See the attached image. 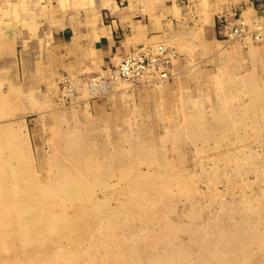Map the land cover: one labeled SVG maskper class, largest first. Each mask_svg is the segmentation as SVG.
Returning <instances> with one entry per match:
<instances>
[{"label": "bare ground", "instance_id": "6f19581e", "mask_svg": "<svg viewBox=\"0 0 264 264\" xmlns=\"http://www.w3.org/2000/svg\"><path fill=\"white\" fill-rule=\"evenodd\" d=\"M30 3V0H8L0 7V22L5 25L15 21L17 24V30L11 31L0 26V57L14 56V60L9 62L0 61V80L5 69L15 64L19 66L18 36L29 37L30 31L24 30L26 25L31 30L37 28L39 17L30 8ZM73 4L72 0H59V7L65 10ZM205 4L206 0H201V5ZM184 10L174 2L172 16L171 12L162 11L154 14L147 23L130 20L132 36L127 41L141 44L125 55H116L121 60L115 68L111 64L102 66L92 56L95 53L93 49L83 50L75 63L65 66L69 74H61L60 80L66 84L61 90L62 97L74 101L78 96L109 95L115 92L117 85L123 88L135 85L162 88L176 75L175 63L179 52L165 41L173 43L185 32L183 25L180 24L181 29L172 25V20L179 18ZM251 10L244 8L239 16L232 13L224 34L234 47L249 46L251 54L255 55L258 45H262L260 47L264 50V11L254 13ZM94 24L96 39L99 40L106 31L102 28L98 33L99 28L96 22ZM199 29L197 32L202 31V26ZM197 32L192 31L195 35ZM156 41L160 42L155 44ZM182 42L180 45H185ZM236 48L232 49L233 53ZM213 49L232 54L226 46L215 44ZM229 58L225 56V61ZM139 60H144L145 66L136 65ZM227 65L226 61L223 64L224 69L228 68L226 73H222L221 67L222 75L218 73L214 79L213 86L218 94L227 82L233 80L232 70L229 71L228 67L230 64ZM86 70L98 71L88 76L80 72ZM46 71L50 72L43 68L37 75L52 81L51 73L49 77L44 75ZM253 81L248 82L251 87ZM38 82L40 79L36 80ZM242 88L244 90L245 87ZM222 98L224 105L233 99H227L225 95ZM240 100L237 124L241 125L236 121H225L219 128L216 123L212 138L203 134L205 127L201 128L199 123L203 117L199 115V119H192L183 101L175 114L178 117L161 114L162 142L177 144L191 140L197 155L206 151V140L216 139L217 134L227 136L234 130L235 139L228 143L227 150L219 156H209L208 164L204 161L205 166L201 165L206 168L204 170L209 165L215 177V180L205 182L206 192L193 185H196L193 175L176 172L178 168L169 153L175 151L182 157L183 151L177 145L170 148L163 144L159 155L156 145L150 146L142 140L133 142L130 138L133 147L123 151L120 158L109 154L107 158H113L102 161L100 149L90 137L76 130L61 133L59 128H53L54 152L46 174H42L31 167L26 166L28 169H25L21 166V163L31 164L29 155L24 152L25 138L22 139L15 127H0V264H264V168L256 164L254 154L257 153L245 138L262 136L264 110H259L249 96L241 95ZM213 127L209 125L210 130ZM239 128L244 130V134L239 135ZM220 163L230 166L232 171L228 174L222 164L219 166ZM251 174L256 175L258 184L254 192V182L248 177ZM223 177L227 179L224 182L225 193L218 187ZM100 189H105L102 197L99 196ZM200 197H208L207 203L198 201ZM171 199H186L191 203L177 220L171 218L173 207L156 206L163 202L167 204L173 201Z\"/></svg>", "mask_w": 264, "mask_h": 264}, {"label": "rangeland", "instance_id": "374dc122", "mask_svg": "<svg viewBox=\"0 0 264 264\" xmlns=\"http://www.w3.org/2000/svg\"><path fill=\"white\" fill-rule=\"evenodd\" d=\"M5 1L7 3L8 0ZM10 1L16 2V0ZM72 1L74 2L73 6L68 7L67 11L61 10V7H59L57 3H52V24L51 28H49V33L50 35L52 33V38H57L56 40L58 44L60 43L59 37H62L63 32L70 34V32H73V28H78L79 30L84 28L86 30V28H88L87 26H89L88 6H79L80 0ZM149 1H153L156 8L153 13L148 12L143 6L145 3H141L139 0L135 3L131 2V0H125V2H122L123 4H119V7L121 9L126 8L127 11H130L128 6L131 3L134 4L132 6L134 13L131 14L136 15L138 20H143L145 17H147L148 20H150V18L152 19L154 14L160 12L161 7L165 5H173L174 1L179 4V7H183V9H185L179 18H174L172 20L174 21L172 25L175 27L179 26L181 29L180 26L183 25L185 32L183 35L181 34L174 39L176 41H173V43L165 41L168 42L167 44L171 46L173 45L172 47L176 48L179 52V58L175 63V74L178 75H175L169 81L164 83L162 88L161 86H159L158 89L157 87L153 88L146 86L143 88V85H135L134 87L124 86L123 88V86L117 85L118 88L116 86L114 89L115 92L109 95L106 94L101 96L100 93L98 95L96 94L97 96L84 95L78 96L79 98L75 99L76 101H71L62 97L61 90L66 86V84L64 81L60 80V77L66 73L69 74V72L65 70V66L77 61L78 58L75 59V55H69L67 58H61L60 55L53 57L55 58V62L52 64V81H49L50 78L46 80L43 75H40V77L37 73H29L28 71L30 68L23 66L21 61H18L19 66H16L15 64L13 67L10 66L5 69V73H2L0 80L2 81L0 82V127L4 129L8 127H15L14 130L21 134L22 139L25 138L23 140L27 143L24 146V152L29 155L28 162H31V164L29 163L30 165H27L21 163L23 168L26 166L31 167L35 172L37 171L38 173L46 174L50 158L52 159L51 156L54 152L52 146L55 141L54 134L52 133L54 132L53 128H59L61 133L76 130L78 133H84L90 137V139L98 145L102 161H104V159H112V156L107 158V155L109 154H113L114 157L120 158L123 151H127L130 147H133V144L131 146L132 142L130 138L133 142L134 140H142L146 144H151L150 146H153L154 144L159 148H157L158 152L163 150L161 146L165 143L170 148H173V145H177L183 151L182 157L175 154V151H173L172 154L169 153V156L174 159L176 165L175 167L178 168L176 172L183 173L185 175H193L196 179V185H193L201 187L200 191L202 190L206 192L207 185L205 182L215 180V177L213 170L210 169L209 165L207 170H204L206 168H202L201 165L205 166L204 161L208 164L209 156H219L227 150L226 148L228 143L230 141H234L235 139L233 134L234 130L232 129L231 132L229 131L230 134L227 136L221 134L218 136L217 134L216 139L206 140L204 145L206 151L202 153L203 155H197V152L195 151L196 146L191 140L180 141L177 144H172L170 141L165 143L162 142L161 136L163 135V119H161V114H169L173 115V117H178L179 115L175 116V114L178 113L177 110L179 105L185 102L184 106L187 108V111L191 115L192 119H199V115L203 117V119H200L201 122H199L201 123V128L205 127L203 134L212 138V130L216 131L214 128L217 127V124L220 125L219 128L222 127L225 121H236L237 124L240 118L238 107L241 104V95L249 96L250 99L256 102L259 110H264V83L262 84V81L264 82V50L260 47L262 45H258V51L255 52V55H252L250 52L251 47L238 46L236 48L233 43L226 39V35L224 34V30L226 29L231 16H233L232 13L239 16L240 13L243 14L242 10L244 8H251V11L254 13L264 11V0H206V4L203 6L201 5V0H160V4H158V0ZM169 12H171L170 15L172 16V11L169 10ZM192 12L193 14H191ZM103 16L105 23L108 24L109 21H112L107 14H103ZM38 21V30L44 23L49 22L48 19L43 17L39 18ZM16 25L15 21H11L10 24L5 23V25L3 22H0V26H5L6 29H9L10 31L12 29L17 30ZM200 25L202 26V31L204 30V33L202 31V33L199 31V33L197 32V30H200ZM9 26L13 27L7 28ZM66 26L69 28L70 32L66 29ZM29 29L30 28L26 25L24 30L31 31V29ZM33 31L35 30L33 29ZM192 31L197 32L198 37L193 34ZM202 34H205L204 37ZM28 38L29 37H25L23 35L18 36V39H22L24 41L28 40ZM181 40L185 41L182 42ZM179 41L185 43V45L182 43V45H180ZM54 42L55 41L53 39L52 46H54ZM159 42L160 41H156L154 43L156 44ZM176 42L179 43H177V45L180 47L176 45ZM215 44H218V46L220 45V47L226 46L229 51L231 50L232 54L230 55V52H228L229 54L223 53V51L220 53V49L219 51L214 50L213 47H215ZM32 47V53H40L42 50L41 44H35ZM235 48L237 50L233 53L232 49ZM97 54L98 53H92V56L98 59ZM223 54L226 58H229L228 55L231 56V59H226V61L228 65L230 64V66H227L229 67V71L232 70L231 77L235 80L230 81L231 83L227 82V86L225 84L223 88L224 90L222 89L221 93L218 94L213 86L214 79L218 73L222 75L225 70H228L225 66V69L223 68V64H226L225 56ZM188 55H190V57ZM113 59L114 60L109 64L115 68L117 66V62H120L121 59L116 58V56ZM101 64L102 66L107 65L104 64L103 61H101ZM221 67L223 68L222 73L220 69ZM44 68H46V70H50L51 72L50 67ZM96 71L90 70L91 73L89 70H86V72H80L86 73V76H88L97 73ZM23 72L29 74L26 76ZM50 72L46 71L44 75L49 77ZM32 79H34L35 82H31ZM37 79H40L41 82L36 83ZM251 79L254 80L252 87L250 86V83H248ZM241 81L243 84H241ZM242 85L245 87L244 90ZM228 86L229 88H227ZM15 88L20 90L17 91L18 89L16 90ZM238 89L241 91H238ZM125 91H127V93H125ZM246 91L249 94L245 93ZM222 95H225L227 99L230 97L233 99L229 104L226 103L224 105ZM3 96L4 98L1 99ZM80 100L81 102H79ZM86 105L88 106L86 107ZM212 108H214V110ZM75 116L78 118L75 119ZM262 124L264 125V122H262ZM262 124L261 127L263 126ZM76 125H81V127ZM209 125H213L214 127L210 130ZM237 125H241V123ZM239 131V135L244 134V130L242 128H239ZM216 133H218V131ZM260 133L262 135L260 138H254V136H246L245 138L246 142L251 144V147H254L253 150L257 153L254 154V160L257 161L256 164H259L263 169L264 128H261ZM255 142H259V144H256ZM189 146H191V151H189ZM170 152H172L171 149ZM159 155H161V152ZM221 164L222 168H224L225 172L228 174L232 171L230 166L223 163H220L219 166ZM27 167L25 169H28ZM248 177H250L249 179L254 182V192L257 190L258 186L255 182L256 175L251 174L248 175ZM222 179L218 182V187L223 193H225L227 190L224 182H226L227 179L224 177ZM99 191V196L102 197L103 195H101V193L104 192L105 189H100ZM207 199L208 197H200L197 200L207 203ZM156 206H161L162 208H166V206L173 207V210H170L171 218H173V220H177L180 218L182 211L191 206V203L186 199H177L176 201L173 200L167 204H164L163 202L162 204H158ZM155 211L161 210L155 209ZM84 233L85 232H82L81 234Z\"/></svg>", "mask_w": 264, "mask_h": 264}, {"label": "crops", "instance_id": "0c3cea01", "mask_svg": "<svg viewBox=\"0 0 264 264\" xmlns=\"http://www.w3.org/2000/svg\"><path fill=\"white\" fill-rule=\"evenodd\" d=\"M17 1L19 0H16V2ZM30 1V8H32L34 12L38 14V17L46 18L49 20V22L44 23L39 30L38 28H36L37 30L34 29L35 31L31 30L28 33V40L24 41L22 39H18V44L16 47V51L18 53L17 59L18 61H21L23 63V66H27L30 68L28 71L29 73L34 72L39 74L44 67H50L52 69V63L55 62V58H53L54 56L57 57L60 55L61 58H67V56L69 55H75V59H77L82 51L87 48H91L95 51V53H98L97 56L99 60H97L100 64L101 61H103L104 64H109L114 60L113 58L116 55H125L132 48L141 44L139 42L128 43L127 41V39L132 36V30L129 26L130 20L138 19L136 18V15L131 14L134 13L132 10V6L134 4L131 3L132 5L130 4L128 6V9H130V11H127L126 8L121 9L119 7V4H123L122 2H125V0H121V2L120 0H80L79 6H88L89 8V26H87L88 28H86V30L84 28H81L80 30L78 28H73V32H70L69 28L66 26V29L69 30L70 34H66L63 32L62 37H59V44L57 43V38H52V33L51 35L49 33V28H51L52 24V3H57V5H59V0ZM139 1L141 3H145L144 5H142L148 12L153 13L156 9L153 1ZM4 2L5 0H0V7ZM131 2L135 3L137 2V0H131ZM157 2L158 4H160V0H158ZM176 4L179 5L178 3ZM165 6L161 7L160 12L156 14H160L162 11H166V13H168L169 10H171L173 7V5ZM61 10L64 11L65 9L61 8ZM103 14H107L110 19H112V21H109L108 24L105 23ZM145 18L143 19L144 21L141 19L138 21H142L143 23H147L148 21H150L147 19V17ZM94 22H96L97 27L99 28L98 33H100V29L102 28L106 31V35H101L99 40L96 39ZM0 32H2V29H0ZM151 34L152 31L150 30L149 35ZM53 39L55 41L54 46H52ZM35 44L42 45V50L40 51V53H32V46ZM127 44L129 45L127 46ZM9 60H14V56L9 55L0 57V61L2 62H9ZM50 73L52 74V72Z\"/></svg>", "mask_w": 264, "mask_h": 264}, {"label": "built area", "instance_id": "2783aa9c", "mask_svg": "<svg viewBox=\"0 0 264 264\" xmlns=\"http://www.w3.org/2000/svg\"><path fill=\"white\" fill-rule=\"evenodd\" d=\"M133 60V59H132ZM137 64H140V65H144L145 66V62H144V60L142 61V60H139V61H136V65ZM122 75H125L124 73H122Z\"/></svg>", "mask_w": 264, "mask_h": 264}]
</instances>
